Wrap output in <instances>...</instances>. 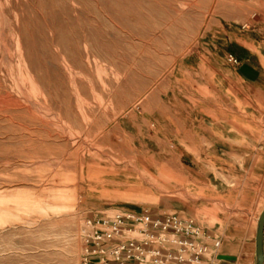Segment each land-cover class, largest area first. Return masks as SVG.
<instances>
[{"label": "rangeland", "instance_id": "rangeland-1", "mask_svg": "<svg viewBox=\"0 0 264 264\" xmlns=\"http://www.w3.org/2000/svg\"><path fill=\"white\" fill-rule=\"evenodd\" d=\"M240 6L0 0V264H81L87 219L148 211L121 194L160 159V113L191 111L198 57Z\"/></svg>", "mask_w": 264, "mask_h": 264}, {"label": "crops", "instance_id": "crops-1", "mask_svg": "<svg viewBox=\"0 0 264 264\" xmlns=\"http://www.w3.org/2000/svg\"><path fill=\"white\" fill-rule=\"evenodd\" d=\"M240 4L198 57L191 111L160 113V159L133 176L129 198L121 194L129 210L193 218L220 239L216 264H253L264 205V0Z\"/></svg>", "mask_w": 264, "mask_h": 264}, {"label": "built area", "instance_id": "built-area-1", "mask_svg": "<svg viewBox=\"0 0 264 264\" xmlns=\"http://www.w3.org/2000/svg\"><path fill=\"white\" fill-rule=\"evenodd\" d=\"M86 224L81 264L217 262L219 239L175 213L114 212L89 218Z\"/></svg>", "mask_w": 264, "mask_h": 264}, {"label": "water", "instance_id": "water-1", "mask_svg": "<svg viewBox=\"0 0 264 264\" xmlns=\"http://www.w3.org/2000/svg\"><path fill=\"white\" fill-rule=\"evenodd\" d=\"M263 222H264V205L256 220V230H255V236H254V262L253 264H262L263 259H264Z\"/></svg>", "mask_w": 264, "mask_h": 264}]
</instances>
